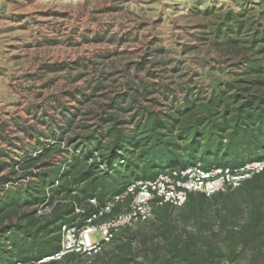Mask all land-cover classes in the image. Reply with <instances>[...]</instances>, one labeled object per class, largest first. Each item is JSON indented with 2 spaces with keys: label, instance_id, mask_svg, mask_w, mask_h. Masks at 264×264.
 I'll return each instance as SVG.
<instances>
[{
  "label": "rangeland",
  "instance_id": "obj_1",
  "mask_svg": "<svg viewBox=\"0 0 264 264\" xmlns=\"http://www.w3.org/2000/svg\"><path fill=\"white\" fill-rule=\"evenodd\" d=\"M251 61H264V0L2 1L0 201L21 188L29 191L38 174L81 157L82 143L72 149L68 139L105 131L104 116L131 120L136 110L162 115L221 91H228L227 97L236 81L251 79ZM55 144L62 145L60 154L49 151ZM42 152L51 153L50 166L37 161L23 178L20 167ZM258 152L240 151L236 159L264 157L263 148ZM244 194L226 191L201 203L195 196L190 203L198 205L196 212L191 205L171 208L164 220L154 214L149 222L127 228L114 244L58 264H175L170 227L174 235L210 239L219 227L217 212ZM28 208L39 215L50 211L37 204ZM63 229L62 245L83 242V232L77 239ZM225 242L215 244L225 249ZM47 258L40 263L50 262ZM252 261L250 254L239 253L232 264ZM215 263L227 264L228 257Z\"/></svg>",
  "mask_w": 264,
  "mask_h": 264
},
{
  "label": "trees",
  "instance_id": "obj_2",
  "mask_svg": "<svg viewBox=\"0 0 264 264\" xmlns=\"http://www.w3.org/2000/svg\"><path fill=\"white\" fill-rule=\"evenodd\" d=\"M250 64L249 82L236 81L234 86L231 85L232 94L227 97L228 91H221L209 101L186 103L184 107L162 115L136 110L131 120H123L119 114H108L103 117L107 122L105 131L86 136L77 133L69 138L66 145L74 147L72 149L82 143L79 146L81 157L62 168L38 174L39 180L29 186V191L21 188V193L7 194L0 201V264H58L59 260L40 261L61 250L62 228L72 227L80 233L89 218L135 180L148 181L168 170L185 169L199 162L205 169L223 165L237 168L264 158L236 159L240 151L259 153V148L264 150V61H251ZM118 112L125 113L121 105ZM133 124V129L126 131V126ZM62 149L61 144H55L49 151L60 154ZM48 152H42L36 161L31 160L20 167L23 178L32 174L29 170L37 166V161L50 166L46 163L51 155ZM262 178L264 173L230 191L245 194L240 201L217 212L219 227L210 232V239L200 235L196 239L189 233L174 235V228L170 227L167 240H172L169 254L174 263L217 264V259L226 256L227 264H232L239 253H247L253 258L252 264H262ZM195 196L200 198V203L212 198L191 194L185 206L192 205L193 212L198 206L190 203ZM90 200H95L97 206L91 205ZM32 204L43 207L42 210L50 208V211L43 215L36 209L27 212ZM171 208L170 205L158 207L154 214L164 220ZM120 212L122 209L118 206L98 223ZM15 217L18 219L14 223ZM6 220L10 222L5 223ZM125 231L127 228L120 229L112 241L103 246L114 244ZM222 240L226 241L225 249L215 244ZM78 255L72 252L62 258ZM120 261L125 263L126 258L121 257Z\"/></svg>",
  "mask_w": 264,
  "mask_h": 264
},
{
  "label": "built area",
  "instance_id": "obj_3",
  "mask_svg": "<svg viewBox=\"0 0 264 264\" xmlns=\"http://www.w3.org/2000/svg\"><path fill=\"white\" fill-rule=\"evenodd\" d=\"M2 1L4 0H0V4ZM263 173L264 158L245 163L237 168L223 165L205 169L202 165L196 164L185 167V169L168 170L148 181L135 180L126 187L125 191L114 196L89 218L87 226L80 233L75 228L64 227V232L68 230V234L77 239H80L83 232V242L78 245L67 242L62 245L58 253L47 259L49 261L61 260L69 252L80 253L88 249L95 250L110 243L120 229L149 222L158 207L170 205L176 209L183 208L191 194H204L212 197L221 192L235 191L244 182ZM89 202L97 206L95 200ZM118 206L121 207L122 212L101 224L98 223L105 215L112 214ZM95 234L98 235V240L91 239Z\"/></svg>",
  "mask_w": 264,
  "mask_h": 264
}]
</instances>
